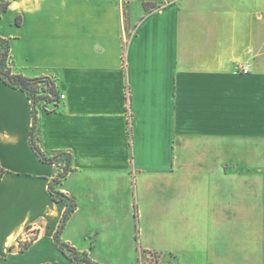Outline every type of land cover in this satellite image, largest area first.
<instances>
[{
  "label": "crops",
  "instance_id": "1",
  "mask_svg": "<svg viewBox=\"0 0 264 264\" xmlns=\"http://www.w3.org/2000/svg\"><path fill=\"white\" fill-rule=\"evenodd\" d=\"M0 4L11 66L65 97L39 115L41 149L72 156L64 242L98 264H264V0ZM32 126L0 80V264H72Z\"/></svg>",
  "mask_w": 264,
  "mask_h": 264
},
{
  "label": "trees",
  "instance_id": "2",
  "mask_svg": "<svg viewBox=\"0 0 264 264\" xmlns=\"http://www.w3.org/2000/svg\"><path fill=\"white\" fill-rule=\"evenodd\" d=\"M129 1L124 3L125 11L129 8ZM156 5L145 4L146 13L153 12ZM8 4H0V16L6 11ZM11 45L10 41L0 37V80L8 87L23 92L31 102L33 126L31 129V147L42 163L55 165L57 169L56 176L50 181L48 186L49 194L56 203H65L66 209L60 220L57 231L54 235V244L56 248L68 259L72 264H98L94 262L88 253L80 252L70 244L62 240V234L68 223V220L75 212L77 204L68 195L60 190V185L68 176L72 169V156L68 152H44L40 147V129L39 115L49 114L57 110L61 103L60 93L56 87L54 80L50 78L30 79L25 77L21 72L11 66ZM7 172L0 168V181ZM37 236L30 240L18 241V249L20 252L27 251ZM13 249V248H12ZM49 264V263H45Z\"/></svg>",
  "mask_w": 264,
  "mask_h": 264
},
{
  "label": "built area",
  "instance_id": "3",
  "mask_svg": "<svg viewBox=\"0 0 264 264\" xmlns=\"http://www.w3.org/2000/svg\"><path fill=\"white\" fill-rule=\"evenodd\" d=\"M121 1H124V0H121ZM244 74H248L249 73V71H248V68H245L243 71H242ZM60 98H61V101L65 98L64 97V95H60ZM32 238H34V237H28L26 240H30V239H32ZM155 259V260H154ZM157 260H159V258H157L156 256H152V258L150 259V260H148L147 262H145V263H142V264H150V263H155V264H159L158 262H157ZM160 261V260H159Z\"/></svg>",
  "mask_w": 264,
  "mask_h": 264
},
{
  "label": "rangeland",
  "instance_id": "4",
  "mask_svg": "<svg viewBox=\"0 0 264 264\" xmlns=\"http://www.w3.org/2000/svg\"><path fill=\"white\" fill-rule=\"evenodd\" d=\"M155 260V259H154ZM157 262L159 263V264H165L164 262H160L159 260H157ZM150 264H155V263H150Z\"/></svg>",
  "mask_w": 264,
  "mask_h": 264
}]
</instances>
